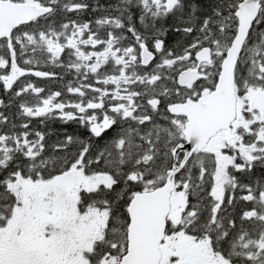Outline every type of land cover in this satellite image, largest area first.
<instances>
[{"label":"snow or ice","instance_id":"1","mask_svg":"<svg viewBox=\"0 0 264 264\" xmlns=\"http://www.w3.org/2000/svg\"><path fill=\"white\" fill-rule=\"evenodd\" d=\"M0 264H264V0H0Z\"/></svg>","mask_w":264,"mask_h":264}]
</instances>
